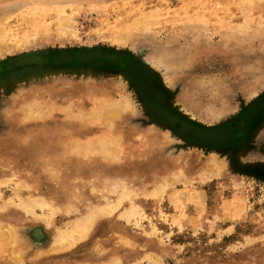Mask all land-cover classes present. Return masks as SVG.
<instances>
[{"label": "rangeland", "instance_id": "1", "mask_svg": "<svg viewBox=\"0 0 264 264\" xmlns=\"http://www.w3.org/2000/svg\"><path fill=\"white\" fill-rule=\"evenodd\" d=\"M0 69V264H264V0H0Z\"/></svg>", "mask_w": 264, "mask_h": 264}, {"label": "water", "instance_id": "2", "mask_svg": "<svg viewBox=\"0 0 264 264\" xmlns=\"http://www.w3.org/2000/svg\"><path fill=\"white\" fill-rule=\"evenodd\" d=\"M47 56L45 53H32L26 54L13 59L7 64V71L9 72L11 78L20 76L24 73L38 72L45 70L44 65L46 64ZM96 59H106L113 63H118L119 59L115 56L104 55L99 52H84L81 51L75 57H66L64 54L58 58V63L67 61L69 63L78 62L81 64H88ZM35 67V68H33ZM16 69H23L18 71ZM2 70L0 69V72ZM136 86L138 93L140 94L143 104L146 110L153 117H160V122L166 125L170 129L176 131L180 136L186 137L191 134L196 138V144L200 146L210 147L213 149H221L223 147H229L233 143L242 140L246 134L247 128L245 126H240L237 122L230 124L223 128H218L215 130H202L195 128L188 122L184 121L178 116L170 113V111L165 108L160 102H154L147 98L148 90L146 88L141 89L140 83L134 78L136 71H131L130 69H125L123 72ZM264 103V98L258 100L254 107L260 106ZM239 127V130L237 128Z\"/></svg>", "mask_w": 264, "mask_h": 264}, {"label": "flooded vegetation", "instance_id": "3", "mask_svg": "<svg viewBox=\"0 0 264 264\" xmlns=\"http://www.w3.org/2000/svg\"><path fill=\"white\" fill-rule=\"evenodd\" d=\"M79 54V53H78ZM103 54V53H102ZM66 57H75L77 54H75V55H72V56H70V55H67V54H64ZM104 55H108V56H117L118 57V59H119V62L118 63H116L118 66H120V67H123V69L125 70V69H130L131 71H136V74H134L133 76H134V78L138 81V82H140L141 81V79H142V75H141V73L139 72V71H137V70H134V69H132L131 67H129L128 65H127V61L124 59V57L122 56V55H120V54H113V55H109V54H104ZM58 58L59 57H57L56 58V61L58 60ZM49 62V60H47L46 59V63H48ZM64 62V61H63ZM65 62H67V61H65ZM144 88H146V86H143V89ZM171 113V112H170ZM172 114V113H171ZM238 124L240 125V126H245L246 128H247V130H246V134H245V136H244V138L243 139H245L246 138V136H247V133H248V129H249V127L248 126H246L244 123H241V122H238ZM237 130H239V127L237 128ZM241 141V140H240Z\"/></svg>", "mask_w": 264, "mask_h": 264}, {"label": "bare ground", "instance_id": "4", "mask_svg": "<svg viewBox=\"0 0 264 264\" xmlns=\"http://www.w3.org/2000/svg\"><path fill=\"white\" fill-rule=\"evenodd\" d=\"M113 112V111H112ZM106 116V115H105Z\"/></svg>", "mask_w": 264, "mask_h": 264}]
</instances>
